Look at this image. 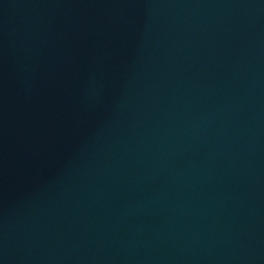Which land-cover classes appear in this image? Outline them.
Listing matches in <instances>:
<instances>
[{
    "label": "water",
    "instance_id": "obj_1",
    "mask_svg": "<svg viewBox=\"0 0 264 264\" xmlns=\"http://www.w3.org/2000/svg\"><path fill=\"white\" fill-rule=\"evenodd\" d=\"M0 264H264V0H0Z\"/></svg>",
    "mask_w": 264,
    "mask_h": 264
}]
</instances>
